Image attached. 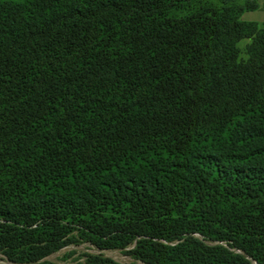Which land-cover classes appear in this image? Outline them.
I'll use <instances>...</instances> for the list:
<instances>
[{
  "label": "trees",
  "instance_id": "1",
  "mask_svg": "<svg viewBox=\"0 0 264 264\" xmlns=\"http://www.w3.org/2000/svg\"><path fill=\"white\" fill-rule=\"evenodd\" d=\"M256 9L0 0L6 262L85 243L128 264H264V23L241 19Z\"/></svg>",
  "mask_w": 264,
  "mask_h": 264
},
{
  "label": "rangeland",
  "instance_id": "2",
  "mask_svg": "<svg viewBox=\"0 0 264 264\" xmlns=\"http://www.w3.org/2000/svg\"><path fill=\"white\" fill-rule=\"evenodd\" d=\"M11 1H20V0H11ZM257 4V9L250 12H245L241 19L247 22H257L264 23V0H254ZM248 40H242L239 43L240 47H243ZM87 255L91 256H102L112 260L118 264H128L134 262L130 255L126 251L120 250H106L98 251L95 248L91 247L88 244H79V245H69L58 252L50 255L46 258V261L54 264H85L87 261ZM0 264H11L6 262L3 256L0 254ZM139 264V263H138Z\"/></svg>",
  "mask_w": 264,
  "mask_h": 264
}]
</instances>
